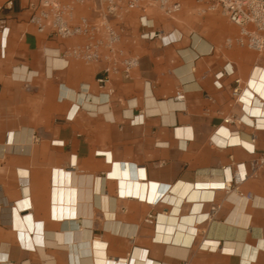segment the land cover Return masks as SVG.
Listing matches in <instances>:
<instances>
[{
    "label": "crops",
    "instance_id": "0c3cea01",
    "mask_svg": "<svg viewBox=\"0 0 264 264\" xmlns=\"http://www.w3.org/2000/svg\"><path fill=\"white\" fill-rule=\"evenodd\" d=\"M8 1L0 264H264V55L228 45L219 15L189 29L150 12L164 37L144 39L135 10L86 62L68 51L91 38L41 32Z\"/></svg>",
    "mask_w": 264,
    "mask_h": 264
},
{
    "label": "built area",
    "instance_id": "2783aa9c",
    "mask_svg": "<svg viewBox=\"0 0 264 264\" xmlns=\"http://www.w3.org/2000/svg\"><path fill=\"white\" fill-rule=\"evenodd\" d=\"M201 12L220 11L238 27L235 37L227 39L228 45L246 46L264 55V0H194ZM9 0L6 6L12 7ZM183 0H27L26 7L32 12L31 21L39 31H49L53 36L67 38L74 35H87L91 40L85 44L73 46L68 55L80 58L86 62L100 60L101 48L106 46L113 50L119 40L123 27H118L114 21L124 22L126 16L135 10L139 11L138 32L144 39L164 37L163 31H158L150 24V10L159 8L168 16H173L183 8ZM78 5H86L92 11V16L77 14ZM1 9V6H0ZM4 33L6 28L0 24ZM2 55L5 54V43H2ZM132 62H130L131 64ZM217 75V80L223 77ZM103 88L109 82V77L98 79ZM239 83V80H237ZM111 91L108 92L110 94ZM184 94L176 98L182 100ZM264 129V125H261ZM56 143V142H55ZM264 165V151L255 161L254 168ZM236 178L233 184H239ZM232 185L224 186L230 190ZM248 199L251 198L249 194ZM217 210V206L207 212L209 218ZM149 219L155 218L150 214ZM148 219V220H149Z\"/></svg>",
    "mask_w": 264,
    "mask_h": 264
},
{
    "label": "rangeland",
    "instance_id": "374dc122",
    "mask_svg": "<svg viewBox=\"0 0 264 264\" xmlns=\"http://www.w3.org/2000/svg\"><path fill=\"white\" fill-rule=\"evenodd\" d=\"M183 8L173 16L166 15L159 8L155 7L150 10L152 15L162 21H173L176 24L182 27H188L189 29H194L197 23H200L202 18L208 15H219L222 16L225 20L231 22L226 15L220 11H207L205 13L201 12L198 4L194 0H183ZM79 9L86 10V5H78ZM84 10V11H85ZM232 23V22H231ZM233 24V23H232ZM235 27V33H238V27L233 24Z\"/></svg>",
    "mask_w": 264,
    "mask_h": 264
},
{
    "label": "bare ground",
    "instance_id": "6f19581e",
    "mask_svg": "<svg viewBox=\"0 0 264 264\" xmlns=\"http://www.w3.org/2000/svg\"><path fill=\"white\" fill-rule=\"evenodd\" d=\"M260 104V107H264L263 105L264 104H262V103H259ZM264 118V117H263ZM63 173V172H62ZM237 181H238V183H240L241 181H242V178H241V176H240V174L239 173H237ZM220 183H217V185H219ZM145 185H146V183H145ZM212 185V184H211ZM222 186V188H224V186H228V185H232V182H227V183H223V184H221ZM213 186V185H212ZM69 189V188H68ZM76 191V190H75ZM77 192V191H76ZM145 197V196H144ZM58 199V198H57ZM78 205V204H77ZM158 236H159V238H162L163 240L164 239H170V232L168 231V230H161V231H159V233H158ZM196 239V237L195 236H193V240H195ZM190 243V242H189ZM191 244V243H190Z\"/></svg>",
    "mask_w": 264,
    "mask_h": 264
}]
</instances>
